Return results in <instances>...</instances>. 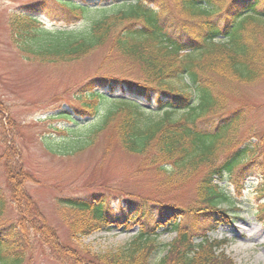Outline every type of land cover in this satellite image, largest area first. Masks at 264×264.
<instances>
[{"label": "trees", "instance_id": "trees-1", "mask_svg": "<svg viewBox=\"0 0 264 264\" xmlns=\"http://www.w3.org/2000/svg\"><path fill=\"white\" fill-rule=\"evenodd\" d=\"M53 1L14 11L8 27L20 50L39 62L105 52L107 70L78 95L100 122L85 145L106 131L107 150L117 146L140 157L139 168L154 177V188L180 191L195 182L198 203L184 209L158 201L155 213L145 201L136 203L128 214L139 228L133 239L92 253L74 242L127 220L105 193L59 197L57 214L74 241L64 244L25 188L38 181L21 162V149L8 145L1 157L9 194L0 186V264H31L36 243L60 264H236L223 249L228 241L208 234L231 221L229 212L238 206L219 182L224 175L234 177L241 194L246 166L259 163L264 171L258 141L241 136L245 108H228L237 87L264 79V0ZM39 13L56 21L53 29L43 27ZM153 94L151 106L142 103ZM256 194L264 217V183ZM162 229L176 233L168 244L158 240ZM161 246L164 254L153 260Z\"/></svg>", "mask_w": 264, "mask_h": 264}, {"label": "rangeland", "instance_id": "rangeland-1", "mask_svg": "<svg viewBox=\"0 0 264 264\" xmlns=\"http://www.w3.org/2000/svg\"><path fill=\"white\" fill-rule=\"evenodd\" d=\"M37 1H46L49 7L55 4L53 0H0V185L4 188L8 185L6 159H1L2 155L8 145L20 148L21 162L38 181L26 182L25 188L66 245L70 239L56 212L57 197L87 198L105 193L117 215L123 220L127 218V224H114L122 226L71 243L85 246L92 253L115 250L130 242L139 231L135 226L138 224L128 220L130 207L145 201L155 213L161 201L189 208L198 203L195 182L180 191V188L162 191L154 188V177L139 168L140 157L117 146L107 150L106 131L95 133L93 143L85 145L100 122L97 114L89 115L82 108L78 95H84L86 83L100 77L102 69H106L102 65L105 52L100 49L71 62L48 63L20 50L10 35L8 20L14 11H23ZM38 17L45 29L54 28L56 21L46 13H39ZM57 24L60 26L61 22ZM100 89L108 92L110 87ZM235 92L228 108H245L241 136L247 142L258 141V156L264 159V79L255 85L237 87ZM154 101L155 95L142 103L150 106ZM239 179L243 182L241 196L234 177L224 175L222 185L237 197L239 208L230 223H221L209 236L228 239L225 251L237 264H264V218L257 213L259 200L255 194L264 182V173L259 163H252ZM9 210L12 211V206ZM175 235L164 229L158 240L162 245L168 244ZM164 252L161 246L153 260ZM31 264L59 263L48 248L36 243Z\"/></svg>", "mask_w": 264, "mask_h": 264}]
</instances>
